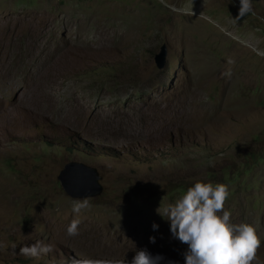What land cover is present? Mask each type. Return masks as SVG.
Returning a JSON list of instances; mask_svg holds the SVG:
<instances>
[{
    "label": "rangeland",
    "instance_id": "rangeland-1",
    "mask_svg": "<svg viewBox=\"0 0 264 264\" xmlns=\"http://www.w3.org/2000/svg\"><path fill=\"white\" fill-rule=\"evenodd\" d=\"M251 4L237 19L239 0H0V264H130L141 248L184 264L158 211L196 180L227 187L264 264V0ZM72 160L98 169L99 195L65 192ZM37 240L52 251L20 254Z\"/></svg>",
    "mask_w": 264,
    "mask_h": 264
},
{
    "label": "clouds",
    "instance_id": "clouds-1",
    "mask_svg": "<svg viewBox=\"0 0 264 264\" xmlns=\"http://www.w3.org/2000/svg\"><path fill=\"white\" fill-rule=\"evenodd\" d=\"M252 12L251 0H239L237 19ZM257 55L264 53L256 50ZM228 197L227 187L220 182L196 180L182 194L168 203L163 212L169 221V230L173 238L186 244L183 253L184 264H253L261 240L256 228L246 222H230V212L224 209ZM89 206L87 199L74 200L71 211L77 218L72 219L66 233L74 236L78 231L80 220L78 214ZM155 231L158 225H151ZM150 242L155 238L150 236ZM49 243L37 240L21 245L19 252L30 257H39L52 251ZM161 254H151L146 249L135 251L130 264H159ZM114 264H123L116 261Z\"/></svg>",
    "mask_w": 264,
    "mask_h": 264
},
{
    "label": "water",
    "instance_id": "water-1",
    "mask_svg": "<svg viewBox=\"0 0 264 264\" xmlns=\"http://www.w3.org/2000/svg\"><path fill=\"white\" fill-rule=\"evenodd\" d=\"M167 48L165 45L155 55V62L163 68L166 62ZM58 179L65 192L72 197L97 196L102 192L101 175L96 167L84 162L68 161L61 169Z\"/></svg>",
    "mask_w": 264,
    "mask_h": 264
}]
</instances>
